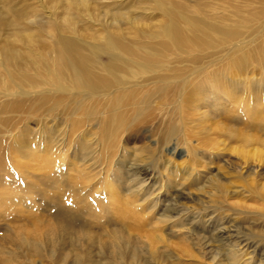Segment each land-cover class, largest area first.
Listing matches in <instances>:
<instances>
[{"label":"rangeland","instance_id":"374dc122","mask_svg":"<svg viewBox=\"0 0 264 264\" xmlns=\"http://www.w3.org/2000/svg\"><path fill=\"white\" fill-rule=\"evenodd\" d=\"M167 8L200 26L203 43L161 49L157 32L166 25ZM61 41L87 57L93 72L116 67L120 81L110 90L138 87L141 96L151 99L159 96V88L182 90L174 137L157 143L158 135L140 131L125 141L124 153L111 161L114 172L117 165L124 169L119 182L113 173H104V165L83 167L72 158L79 122L85 121L82 129L89 132L90 143L97 123L92 117L72 118L79 88H60L40 68L52 60L48 47L58 51ZM109 41L127 46V53L110 48ZM8 57L16 64H9ZM96 92L101 97L108 90ZM3 102L22 106L10 114L0 107V118H14L16 128L7 135L30 132L32 139L22 134L24 150L37 153L49 142L48 129L66 145L56 148L62 154L58 163L52 157L34 163L17 155L0 165L1 259L13 255L15 264H53L47 248L38 258L9 240L16 231L43 233L62 220L76 232L97 233L101 241L80 244L76 234L68 237L64 264L79 257L84 264H133L128 254L117 256L116 249L105 246L113 229L136 244L160 237L157 259L141 249L134 264H264V0H0V106ZM4 135L7 150L13 139ZM128 187L142 188L135 193L139 220L121 222L111 199L106 198L105 212L92 207L96 188L101 197L113 190L126 203ZM56 207L72 217L55 215Z\"/></svg>","mask_w":264,"mask_h":264},{"label":"bare ground","instance_id":"6f19581e","mask_svg":"<svg viewBox=\"0 0 264 264\" xmlns=\"http://www.w3.org/2000/svg\"><path fill=\"white\" fill-rule=\"evenodd\" d=\"M165 13L166 14L163 17L166 20V25L159 26V31L157 32V34L159 33L158 34L159 37H162L163 39V41L160 44L161 49L163 50L188 49L191 45L203 43L204 38L201 34L202 30L199 28L200 26L196 25L195 23H191L189 21H182L183 19L178 17V15L180 14H177L174 9L168 10L167 8L165 10ZM59 45L61 46H58V51L51 49L50 46L48 47V50L52 51L54 56L52 55V60L50 62L44 61V63H41L42 65H40V68H42L41 69L42 72L46 76L50 77V79L54 81L55 84L59 85L60 88L65 89V90L79 88V108L71 111L72 113H74L71 116L72 118L73 116L75 117V114L76 116H80L81 118L82 117H87V118L92 117V118H95L94 120L97 123V129L95 132L94 140L93 142L90 143L87 141L88 137H90L89 132L85 130L84 128L82 129L83 123H85V121L79 122V140H77L78 141L77 144L75 143L76 144L75 145L76 154H73L72 158L73 160L78 161L79 165L83 167L86 166L87 165L86 163H89V162H91L89 165L92 167L94 166V167L99 168L100 166L104 165L102 168L104 169V173L106 174H108V172L113 173L111 176L113 177L112 179L115 182H119L125 176L122 173L124 169H122L121 165H117L116 167H114L116 171L114 172L112 170L113 166H111V161L115 159L118 152L124 153L125 145L123 143L125 141H131L132 137L133 136L136 137L137 135H139L140 131H145L154 136L158 135V138L156 141L157 143L167 144L169 143L168 140H171L174 137L175 132H174V129L172 128V123H173V120L174 121L177 120L175 117L179 115L178 114L179 109L181 108V104H182V102L180 101L182 90L180 92L177 90L176 87L171 88V89L159 88L157 90L159 92V96L155 97V99H151L148 94L145 96H141L143 94V91L139 92L138 90H136L138 87L133 91L131 90L129 91L128 89L121 88V87L120 88L115 87L119 89L110 90V88L113 87L112 86L113 84H115L117 81H120L119 76H118L120 74V71L118 72L116 67H112V68L107 67L105 69L103 68L101 70V73L93 72L90 60L85 56L77 55L76 53L74 54L73 49H72L73 46L70 45V43L66 41H61ZM109 47L116 51H120L122 53L123 52L127 53V50H128L127 46L123 44H119L115 41H109ZM56 51H57V56H56ZM8 58L9 59H5V60L8 61L9 64L11 65L16 64V59L14 57H8ZM33 66L36 67L37 63L33 64ZM197 80L198 78L194 79V81H192L188 86H190L193 82L197 83ZM101 88H105L106 90H108V93L104 94L101 97H99V95L96 96L97 95L96 91ZM186 91H185V97H187L186 94H188L186 93ZM13 103L14 102L12 103L10 102V104H5L3 102V105L0 107L6 109V110L4 109L5 113L8 112L10 114V113H15V112H20L22 109V106L18 107L17 105L19 103L17 104H13ZM57 103H59V100L56 101V104L54 106L55 109L61 108L62 104L61 103L57 104ZM35 105L41 106L39 104H35ZM194 108L197 110V112L201 109V107L197 103L194 105ZM202 115H206V113L202 112ZM63 116H66V115L62 114V115L56 116L55 119L53 118V121L58 122L59 117H63ZM10 118L11 117L0 118V135L2 136L0 137V165L4 163L5 161H9V163H12L14 160L13 158H16L17 155L19 157L21 156L23 159H26L28 161H33L34 163H43V161H45V159L48 157H52V159H54L53 160L54 163H58L59 161L62 160L61 151H57L59 148L58 149L56 148L64 147V145H66L65 144L66 142H63V140L61 139L58 140V138L55 137L56 131L54 132L53 129H48L45 132V136L47 139H49V142L47 141L42 147L39 146L38 147L39 151L33 154L31 153V150L26 151L23 149L24 148L23 143H25L26 139L21 140L22 137L24 136L22 135L23 133H26L25 136H28L29 138L30 136L28 135L30 134L29 131L24 130L21 135H18V134L14 136H12V134L7 135L9 133H12V130L16 128L15 126L16 123L13 122L14 118L13 119L12 118L10 119ZM87 122L88 121H86V123ZM85 126L86 125H84V127ZM161 131H166L167 133L161 135ZM4 134H6V137L10 136L13 139L11 141L12 145L9 147H5L7 148V150H3V147H2V144L5 142L3 140L5 139ZM29 139H32V137L30 136ZM3 151L4 153L7 152V154L9 153L10 155L5 157L3 154ZM79 151H80V156L78 158ZM235 151L237 150H234V152ZM122 158H125L124 154L122 155ZM137 158L138 157L135 155V160ZM136 161L138 162V160ZM141 174L143 175L144 173H141ZM15 176L17 177V175ZM95 177L96 176H94V178ZM135 178H131V179L133 180ZM101 184L100 186H102ZM87 187H88V184H87ZM96 189L97 191L93 193L94 195H96V197H95V200L93 199L91 202L92 207L99 210L100 212H103V211L105 212V210H107V207H106V204H108L107 201L111 199L112 201L110 202L114 205L113 212L117 213L119 218H121V222L126 221L128 219L133 220V221L139 220L140 213L142 211H140L141 210L140 205L135 200L136 194H137L136 191H138L139 188L136 189L135 187L134 188L128 187L125 190L126 193L124 194V196L125 195L130 196L126 200H128V202L133 200L132 201L133 204L128 203V202L123 203L120 200L121 199L120 197H117V198L115 197L113 190H109V191L107 190L108 192L107 193L105 192L104 195L101 197V194L98 191V188ZM31 190L29 191V189H25V193L27 192L29 194L31 193ZM75 190L76 189L73 188L72 191L70 190L69 191L73 193L75 192ZM81 196H78V197H80L81 199ZM106 198L108 200H106ZM144 200H147V199H144ZM56 208H58V211L55 212V215L72 217L71 214L67 215L64 212L65 211L64 209L59 208V207H56ZM74 208L75 207L72 206L71 209H74ZM95 225H98V224H95ZM74 228L71 226V224H69V222L59 220L55 222L53 227L47 228V230L43 233L32 232V231H25V232L22 231L24 232L22 233L20 231H16L17 235L11 238L9 242L12 243L13 245L16 244L15 246L16 248H18L19 246H20L19 248L26 247V249L31 255L32 254L34 255L35 253V256H37L38 258H41L43 256L41 252V248L42 250L47 248L50 259L53 262V264H64L67 258L69 257V254L65 253L66 243L70 241L68 237L74 236L76 234L75 238L76 240L79 238L80 244L81 242H86V244H89V245L93 243H98V244L101 243L99 239L100 236L99 238H96L94 236L97 233L94 235H91L90 234L91 232L88 233L87 230L84 231V229H79V231L76 232ZM119 231L120 230L113 229L110 240L108 244L105 245V246L108 245V247H111L114 250L116 249L114 253L117 256L122 257L123 255L128 254L129 255L128 258L132 260L133 264L134 262L138 263L140 254L142 256V253H143L141 249H144L147 251L146 254L150 255L152 259H157L156 257H154V255L157 256L158 253L154 251L157 249L155 247L156 245L159 244L158 240H160V237L157 236L156 238L143 239L140 236L138 237V241L143 239L146 242L139 241L138 242L139 244H136V242H134L135 243L134 244L132 242L134 240L131 238V236L126 237L122 233H120L121 231L120 232ZM3 253L4 252L1 251V254ZM15 263H16V256L11 255L10 258L7 256L6 258H2V259L0 257V264H15ZM20 263L22 264V262ZM71 264H84V262H83V259L80 257L76 258V260L72 258Z\"/></svg>","mask_w":264,"mask_h":264}]
</instances>
